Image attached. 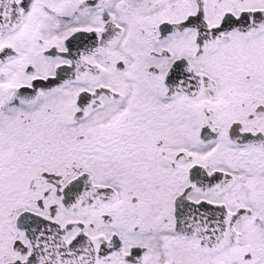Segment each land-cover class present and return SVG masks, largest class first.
<instances>
[{
	"label": "snow or ice",
	"instance_id": "snow-or-ice-1",
	"mask_svg": "<svg viewBox=\"0 0 264 264\" xmlns=\"http://www.w3.org/2000/svg\"><path fill=\"white\" fill-rule=\"evenodd\" d=\"M0 264H264V0H0Z\"/></svg>",
	"mask_w": 264,
	"mask_h": 264
}]
</instances>
